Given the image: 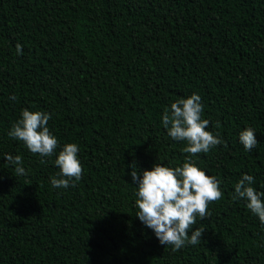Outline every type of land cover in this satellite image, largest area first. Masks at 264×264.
<instances>
[{"label": "trees", "instance_id": "16d2710c", "mask_svg": "<svg viewBox=\"0 0 264 264\" xmlns=\"http://www.w3.org/2000/svg\"><path fill=\"white\" fill-rule=\"evenodd\" d=\"M192 92L222 137L196 163L223 194L173 251L136 216L130 172L183 163L160 117ZM25 107L52 114L57 151L80 146L74 187H51L55 154L7 135ZM242 173L264 191V0H0V264H264V225L232 199Z\"/></svg>", "mask_w": 264, "mask_h": 264}, {"label": "clouds", "instance_id": "9594fccd", "mask_svg": "<svg viewBox=\"0 0 264 264\" xmlns=\"http://www.w3.org/2000/svg\"><path fill=\"white\" fill-rule=\"evenodd\" d=\"M22 45L17 42L16 51ZM10 99H15L13 93ZM204 104L197 92L187 97H179L166 106L161 114V123L167 135L175 141H184L182 152L188 153L182 164L171 166L156 162L151 169L137 171L132 165L130 175L135 182L136 216L152 229L159 243L171 245L178 250L186 245L199 242L205 229L192 227L197 217L208 215L210 202L219 200L223 194L221 181L201 168L194 154L209 152L222 143L220 134L208 128L210 120L203 118ZM52 114L46 110L22 108L20 117L11 125L7 135L22 141L32 153H38L44 162L45 157L55 159L52 163L58 171L49 177L52 188L74 187L82 178L83 166L78 156L79 145L68 142L59 147L57 136L50 130L48 121ZM256 130L246 126L238 133L239 142L245 151H251L257 144ZM7 162L14 166L17 175H27L30 169L24 167L20 154L5 153ZM255 177L242 173L234 184L233 200H243L247 209L258 217L264 225V191L254 186ZM191 229V231H189Z\"/></svg>", "mask_w": 264, "mask_h": 264}]
</instances>
